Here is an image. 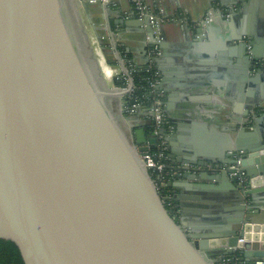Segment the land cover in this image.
Here are the masks:
<instances>
[{
  "label": "water",
  "instance_id": "95a60500",
  "mask_svg": "<svg viewBox=\"0 0 264 264\" xmlns=\"http://www.w3.org/2000/svg\"><path fill=\"white\" fill-rule=\"evenodd\" d=\"M254 1L216 0V10L243 20ZM88 4L0 0V240L14 243L24 264H219L226 256L232 264H264L260 103L245 106V124L236 103L225 120L232 126L210 128L218 134L215 144L176 147L167 129L159 131L180 170L215 181L216 220L192 230L172 216L140 159L153 137L146 134L152 112L141 124V108L119 112L123 127L108 106L127 90L104 87L98 77L79 14ZM132 18L145 41L159 45L149 20ZM211 24L202 20L196 33ZM100 52L107 60L103 47ZM236 57L243 74L264 62L253 42L240 44ZM241 82L245 88L244 76ZM237 160L235 178L205 170Z\"/></svg>",
  "mask_w": 264,
  "mask_h": 264
},
{
  "label": "crops",
  "instance_id": "0c3cea01",
  "mask_svg": "<svg viewBox=\"0 0 264 264\" xmlns=\"http://www.w3.org/2000/svg\"><path fill=\"white\" fill-rule=\"evenodd\" d=\"M86 1L89 3L88 14L80 10V20L87 47L95 52L91 58L97 59L100 76L107 88L121 92V89L114 86L113 79L117 76L127 78L125 71L129 66H126L120 51L131 55L132 67L142 68L151 59L153 47L157 46L158 55L152 58L160 77L159 89L163 93L164 114L171 127L167 129L166 135L173 139L172 143L176 147L189 145L195 149L207 143L215 144L218 134L211 132L210 128L219 131L223 127L232 126L225 120L236 103L240 106L237 117L241 118L242 124L248 120L244 108L250 102H259L260 113H264V102L261 101L264 99V73L257 75L258 68L254 67L243 74V63L239 64L236 57V49L242 43H256L260 53H264V13H260V9L264 8V0L250 3L253 6L243 20L239 16L228 20L230 15L227 13L219 16L218 10L209 8L208 4L213 0H145L157 12L186 19L178 23L162 24L158 32L161 37L156 38L159 45L152 40L145 41L139 26L131 24L132 17H136L125 0ZM97 1L105 5H96ZM202 20H212V24L197 34L196 29ZM101 47L105 50L107 60L102 58ZM240 58L243 56L240 55ZM102 61L111 69L109 78H105ZM243 76L245 88L241 84ZM115 99L110 98L111 101ZM123 102L124 97L121 96L117 107L122 114ZM146 114L147 108L141 107L140 120L136 123H145L143 115ZM168 155L170 152L167 148ZM169 163L173 170L180 167L171 159ZM214 188L215 181L212 178L204 176L192 179L188 173L180 172L167 184L169 211L177 220L182 218L183 223L192 230L202 231L200 226L206 227L216 220Z\"/></svg>",
  "mask_w": 264,
  "mask_h": 264
},
{
  "label": "built area",
  "instance_id": "2783aa9c",
  "mask_svg": "<svg viewBox=\"0 0 264 264\" xmlns=\"http://www.w3.org/2000/svg\"><path fill=\"white\" fill-rule=\"evenodd\" d=\"M106 1V0H103ZM129 4L132 8V12L134 16L138 20L148 19L151 26L154 29L156 34V38L159 32L160 24H164L166 22H182L186 21V19H180L176 17H170L160 12H157L153 7L149 6L145 0H129ZM158 55L157 46H154L150 52L151 59L149 60L147 69L152 73V81L150 83V96L151 101L147 106V110L152 112V121H153V129L151 134L153 137L150 139V143L148 142L145 146L148 148L146 153L140 154V159L145 165L148 173H151V178L154 181V186L156 191L162 196H166V188L168 182L176 175H179L180 172H185L184 170H180L181 165L178 169L173 170L170 167L169 159L167 157V146L159 131L163 128L171 129L168 125L166 116L164 114V103H163V93L159 89L160 85V77L157 73L154 61L152 57ZM126 81V87L122 88L121 91L127 90V94L125 97L130 96L133 91V85L130 86L129 78H124ZM138 108H141L138 104L132 105L130 107L123 106V114L131 115L137 111ZM151 141H154L151 143ZM156 147L155 150L151 151V147ZM199 170V168H196ZM240 160H237L236 164H209L205 167V170L210 175H215L219 173H228L229 177L235 178L238 174H240ZM168 201V199H167ZM242 243V240H238V245L235 248L239 247V244ZM219 264H229V260L223 259ZM256 264H262V262H257Z\"/></svg>",
  "mask_w": 264,
  "mask_h": 264
},
{
  "label": "trees",
  "instance_id": "16d2710c",
  "mask_svg": "<svg viewBox=\"0 0 264 264\" xmlns=\"http://www.w3.org/2000/svg\"><path fill=\"white\" fill-rule=\"evenodd\" d=\"M121 57L125 60L128 75L127 78H131L133 84V91L130 96L124 98L123 105L130 107L132 105L138 104L141 107L147 108L151 101L150 83L152 81V73L147 69V66L142 68H135L131 65V56L125 51H120ZM114 64V63H113ZM125 76H117L113 79V84L115 87L122 89L126 87ZM152 129L146 130L149 134ZM156 147H151V151L155 150ZM151 176L152 174L149 173ZM166 207L169 209V204L166 202ZM224 259L229 260V264H232V256H226ZM0 264H24L18 248L14 243L7 239L0 240Z\"/></svg>",
  "mask_w": 264,
  "mask_h": 264
},
{
  "label": "flooded vegetation",
  "instance_id": "af4514ba",
  "mask_svg": "<svg viewBox=\"0 0 264 264\" xmlns=\"http://www.w3.org/2000/svg\"><path fill=\"white\" fill-rule=\"evenodd\" d=\"M216 0H213V2H210L208 5H209V8L210 9H216L217 8V3L215 2ZM223 1V0H222ZM226 3H228V0H227V2ZM261 66H264V62H262L260 65H259V67H257L256 66V68H261L262 69V67ZM254 68V67H253ZM111 100H108V106L110 107V109L112 110V112H116V111H118V108L115 106V103H113L112 101L110 102ZM260 111L261 110H259V112L258 113H260Z\"/></svg>",
  "mask_w": 264,
  "mask_h": 264
},
{
  "label": "rangeland",
  "instance_id": "374dc122",
  "mask_svg": "<svg viewBox=\"0 0 264 264\" xmlns=\"http://www.w3.org/2000/svg\"><path fill=\"white\" fill-rule=\"evenodd\" d=\"M98 77H99V79H100V74L98 75ZM102 80V79H101ZM103 82V81H102ZM105 83L103 82V85H104ZM104 87H107L106 86V84L104 85ZM111 102V101H110ZM113 103H115V106L117 107V105H119V102H120V97L118 96V97H116V99L115 100H113L112 101ZM118 108V107H117ZM114 113V115H115V117H116V119L118 120V122H119V124L120 125H123V127H124V123L121 121V119H120V115H119V111H116V112H113Z\"/></svg>",
  "mask_w": 264,
  "mask_h": 264
},
{
  "label": "bare ground",
  "instance_id": "6f19581e",
  "mask_svg": "<svg viewBox=\"0 0 264 264\" xmlns=\"http://www.w3.org/2000/svg\"><path fill=\"white\" fill-rule=\"evenodd\" d=\"M102 69L105 74V78H109L111 76V69L105 63H103V61H102Z\"/></svg>",
  "mask_w": 264,
  "mask_h": 264
}]
</instances>
